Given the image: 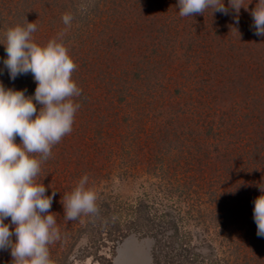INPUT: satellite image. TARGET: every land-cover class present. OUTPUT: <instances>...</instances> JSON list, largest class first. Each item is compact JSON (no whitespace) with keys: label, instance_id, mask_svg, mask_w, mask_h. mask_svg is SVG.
I'll return each instance as SVG.
<instances>
[{"label":"rangeland","instance_id":"obj_1","mask_svg":"<svg viewBox=\"0 0 264 264\" xmlns=\"http://www.w3.org/2000/svg\"><path fill=\"white\" fill-rule=\"evenodd\" d=\"M177 3L0 0V41L27 19L39 44L63 34L77 65L72 131L37 178L57 198L54 264H264L253 218L264 183L256 0H244L238 24L231 9L181 17ZM5 58L0 44V83L34 95L32 74L10 79ZM212 113L221 125L208 135ZM84 175L98 211L68 221L61 200ZM11 261V250H0V264Z\"/></svg>","mask_w":264,"mask_h":264},{"label":"clouds","instance_id":"obj_2","mask_svg":"<svg viewBox=\"0 0 264 264\" xmlns=\"http://www.w3.org/2000/svg\"><path fill=\"white\" fill-rule=\"evenodd\" d=\"M248 5L244 0H228L227 6L224 0L177 3L181 17L204 15L209 9L212 15H227L231 9L237 24L241 7L248 10ZM251 16L255 34L264 36V0H256ZM62 20L70 27L73 16L66 13ZM26 21L9 27L4 41H0L5 46L3 65L10 79L31 73L37 85L34 95H26L25 90L0 83V250H11V264H54L49 245L60 239L56 216L51 211L55 191L49 195L43 180L38 182L37 178L53 146L72 131L80 107L75 98L81 95V89L72 78L77 65L63 34L39 44L32 35L36 24ZM88 180L84 175L61 200L66 220L98 211L97 195L88 187ZM258 187L261 194L254 200L253 218L257 236L264 237V183ZM9 218L10 223H5Z\"/></svg>","mask_w":264,"mask_h":264},{"label":"trees","instance_id":"obj_3","mask_svg":"<svg viewBox=\"0 0 264 264\" xmlns=\"http://www.w3.org/2000/svg\"><path fill=\"white\" fill-rule=\"evenodd\" d=\"M213 114V119H209V118H207L206 119V121L205 122H207L206 123V125L204 126V128H205V131L206 132H208V135H212L211 134V132L213 133V135H214V123H216V125L217 126H219V125H221V124H219L218 123V117L214 114V113H212ZM221 114H223V113H221ZM212 121H214V122H212ZM212 139H213V141H215L214 143H215V145H217V146H219L220 145V140H221V138H217V139H214L213 137H212ZM19 142H20V140H19ZM199 153H200V151H198ZM197 159V158H196ZM201 159H197V161H200ZM263 166H264V155H262V157H261V162H259L257 165H256V167L257 168H263ZM56 205H57V198H55L54 197V199H53V202H52V205H51V210H56ZM176 222V221H175ZM175 224V223H174ZM177 228V227H176Z\"/></svg>","mask_w":264,"mask_h":264}]
</instances>
